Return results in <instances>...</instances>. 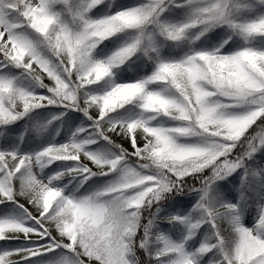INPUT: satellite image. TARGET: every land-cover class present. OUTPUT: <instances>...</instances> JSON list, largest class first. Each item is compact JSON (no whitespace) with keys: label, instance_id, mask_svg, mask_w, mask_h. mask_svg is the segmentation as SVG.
<instances>
[{"label":"snow or ice","instance_id":"1","mask_svg":"<svg viewBox=\"0 0 264 264\" xmlns=\"http://www.w3.org/2000/svg\"><path fill=\"white\" fill-rule=\"evenodd\" d=\"M0 264H264V0H0Z\"/></svg>","mask_w":264,"mask_h":264}]
</instances>
